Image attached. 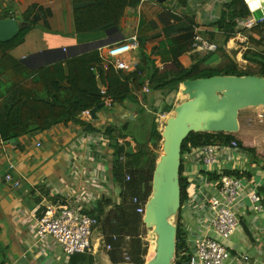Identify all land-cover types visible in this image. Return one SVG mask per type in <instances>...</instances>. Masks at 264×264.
<instances>
[{
  "label": "crops",
  "instance_id": "0c3cea01",
  "mask_svg": "<svg viewBox=\"0 0 264 264\" xmlns=\"http://www.w3.org/2000/svg\"><path fill=\"white\" fill-rule=\"evenodd\" d=\"M96 1L99 0H77L76 7ZM100 1L107 3V0ZM138 1L137 6L126 7L116 28L78 32L74 0H0V30L4 29L3 35L13 21L23 28L19 33L25 31L23 42L8 55L29 70L34 72L62 63L68 76L69 60L96 52L101 63L92 71L99 75L97 67L102 68L106 61L105 47L137 34L140 48L128 59L139 60L144 71L142 74L116 72L139 74L138 77L146 79L143 90L135 92L138 102L133 97L125 107L115 106L113 102L109 106L101 93V104L106 106L98 112L97 120L83 112L80 123H61L43 133L33 132L20 140L11 139L15 140L12 144L8 141L0 143L3 170L8 168L14 179L21 182V186L15 188L6 183L5 173L0 172V264H134L125 257L126 253L113 262L104 247L112 235L109 216L117 205H126L124 189L114 178L116 151L107 129L112 128L122 136L118 143L124 148L121 162L126 163V155L137 152V143H146L155 127L162 132L167 120L174 115L175 107L187 100L182 88L172 94L154 93L151 89L149 93L145 92L146 85L151 86L153 75H166L197 64L202 70L215 69L225 64L227 56L233 57L242 69L248 65L244 60V52L248 48L239 40L238 25L236 33L224 44L226 29L222 19L234 0ZM244 1L249 10L250 6L255 10L260 8L259 0ZM89 12L96 28L102 23L101 17H97L98 11ZM249 17H252V12ZM243 19L247 18L238 19L237 24ZM247 32L241 37L247 36ZM196 35L215 46V51L209 54L195 50L193 42ZM251 52L255 56L262 55L256 49H251ZM98 79L100 77L97 82ZM62 85L68 84L65 81ZM102 85L108 90L107 81ZM98 88L103 89L99 84ZM251 149L262 157L260 151L254 147ZM243 154L240 161L224 160L217 169L227 170L230 163L245 168V163L250 160L245 150ZM199 170L191 162L184 167V176L192 184L190 194H193V183H205L207 190V182L213 181L209 173H200ZM247 170L252 174L251 178L246 177L250 187L264 193V168L254 165L251 171ZM125 171L129 172L131 168L126 167ZM208 189L213 190L212 187ZM44 199L54 203L77 202L80 209L88 214L97 211L102 201L112 202L105 205L102 221L93 232V253L68 257L53 238L40 239L37 217L44 210ZM194 199L195 203L187 205L188 199L181 208L180 219L188 231L192 252L193 240L190 237L200 235V232L195 233L201 226L198 218L204 226L207 216L206 203L205 207L197 208L204 202L202 197L194 193ZM248 206L243 203L239 207L240 228L230 240L222 242L234 257L249 255L256 264H264V215L253 213ZM196 208L200 210L199 214ZM230 264L245 263L236 259Z\"/></svg>",
  "mask_w": 264,
  "mask_h": 264
},
{
  "label": "trees",
  "instance_id": "16d2710c",
  "mask_svg": "<svg viewBox=\"0 0 264 264\" xmlns=\"http://www.w3.org/2000/svg\"><path fill=\"white\" fill-rule=\"evenodd\" d=\"M75 15L78 32L91 30H111L119 24L126 7L137 6L138 0H107L96 1L93 3L81 4L76 7ZM102 2V3H101ZM89 10L98 11L97 17H101V24L95 28L94 18H90ZM251 12L244 0H234L232 5L225 12L222 19L226 29L225 42L237 31V20L248 18ZM248 35L247 50L244 52V60L248 66L259 67L260 77H264V23L259 24L252 29ZM25 37V31L19 33L13 40L8 42L0 41V143H5L11 139L20 140L30 136L33 132L43 133L52 126L61 123H80L83 112L93 110L102 103L101 90L98 88L97 78L100 77L102 83H108L107 96L112 99L116 105L126 106L129 100L135 97V92L143 90L145 80L138 77L137 74L126 75L122 72L117 73L114 69L106 71L105 62L99 68V75L93 72L95 65L101 63L96 52L72 58L68 61V76H66L63 64L52 65L46 69L31 71L21 63L17 62L8 55V52L21 44ZM251 49L261 52V56L252 54ZM213 52H209L212 54ZM247 66V67H248ZM217 74L203 76L206 70L201 69V65H194L190 69H178L173 73L166 75H153L151 77L150 89L154 93L167 92V94L178 93L180 86L189 80L202 79L212 76H247L253 75L243 70L233 59L227 56L226 62L222 66L214 69ZM140 76V75H139ZM107 79V80H106ZM67 82L63 86L62 82ZM137 100V97H135ZM138 102V100H137ZM88 128H91L88 126ZM107 135L111 144L115 148L114 178L124 189V199L126 205H117V209L108 218L112 235L106 241L111 244L113 250L109 254L116 262L119 256L125 251V238L129 234L139 230L143 225L144 216L137 213L138 206L133 204L135 198L139 203L146 205L152 195V184L155 167L152 165V159L156 155L154 149L160 148L163 140L162 133L155 127L149 139L144 144L137 143V152L126 155L127 161L121 162L124 156V148L118 143L122 137L112 128L107 129ZM234 140H237L232 134L225 133H192L184 142L182 148V157L191 151V148H199L206 145L228 146ZM239 143V142H238ZM153 145L154 149L150 146ZM240 148L248 153L253 161L258 165L255 150L244 148L239 143ZM183 162V161H182ZM130 167L132 180L126 182L125 168ZM235 177L251 178L252 174L248 171L226 172L223 173ZM221 175V176H220ZM209 173L213 180H219L222 174ZM190 181L184 176V166L181 167V191L182 207L188 200L187 191ZM112 202L104 200L99 203L97 211L92 212L99 225L102 221L101 216L104 213L105 205ZM182 210L179 213L178 236H177V257L175 264H187L192 256L189 246L188 231L180 222ZM117 237V240H114ZM139 238V237H138ZM135 253L134 264H145V254L142 244L133 243L130 250ZM129 255V254H128Z\"/></svg>",
  "mask_w": 264,
  "mask_h": 264
},
{
  "label": "built area",
  "instance_id": "2783aa9c",
  "mask_svg": "<svg viewBox=\"0 0 264 264\" xmlns=\"http://www.w3.org/2000/svg\"><path fill=\"white\" fill-rule=\"evenodd\" d=\"M250 10L252 14L255 12V9L251 6ZM263 23L264 17L257 20L253 15L247 19L239 20L238 37L240 42L247 45L248 36L241 37V35L247 31V33H250L254 27ZM140 45V39L135 34L125 41L105 47L107 55L104 69L106 71L114 69L115 71L139 72L142 74L144 69L143 66L141 67L139 60L128 59L140 48ZM193 45L195 50L198 51H215V46L205 42L200 35L195 36ZM145 92H150L149 85H146ZM101 93L106 98L107 104L112 106V100L106 97L107 89H101ZM84 114L90 116V112H85ZM243 151L238 140H234L228 146L206 145L199 148H191V151L184 155L186 161L184 157L182 159L184 167L187 162H191L194 166L199 167L200 173L222 174L219 180L207 182V190L206 184H201L200 181L193 183V194H190L192 184H189L190 188L188 187L187 189L189 193L187 205L196 202L194 193H197L204 201L197 208L205 207L204 203H206L205 208H207L204 226H202V222L198 218L201 226L198 230H195L197 231L195 233L200 232V235H192L190 237L193 240V252L187 264H230L236 259L241 260L245 264H256L249 255L234 257L222 242L230 240L240 228L238 210L243 203L249 205L248 207L253 213L264 215V193H261L258 188H251L245 176L235 177L223 174L235 171L244 172V167L238 168L234 163H230L231 166L227 170L217 169L224 160L240 161L241 157L244 156ZM0 172H6L3 170L1 158ZM125 177L127 182L132 180L129 172H126ZM5 181L15 188L21 186V182L15 180L11 173L5 176ZM209 187H212L213 190L210 191ZM133 204L139 205L137 213L144 216L146 205L140 204L137 198L134 199ZM43 208L42 215L37 217V233L40 239L53 238L68 257L94 252L92 236L94 230L99 226V221L95 216L85 213L80 209L79 204L74 201L54 203L51 200L44 199ZM199 211L197 209V214H199ZM114 240H117V237H114ZM104 247L108 252L113 250V246L106 244V242ZM127 259L129 260V258Z\"/></svg>",
  "mask_w": 264,
  "mask_h": 264
},
{
  "label": "water",
  "instance_id": "95a60500",
  "mask_svg": "<svg viewBox=\"0 0 264 264\" xmlns=\"http://www.w3.org/2000/svg\"><path fill=\"white\" fill-rule=\"evenodd\" d=\"M260 1V8L252 14L257 20L264 17V0ZM14 22L9 23L5 35L4 29L0 30L1 42L13 40L23 29ZM98 84L103 88L101 79ZM181 88L187 100L175 107L162 132L163 154L156 163L152 195L146 204L143 222L153 231L156 251L145 264L176 263L178 225L175 220L182 208L184 142L192 133H239L241 112L264 107V77L260 76H212L186 81ZM105 106L103 103L91 110L92 119L97 120L98 112ZM5 171L4 177L11 173L8 168Z\"/></svg>",
  "mask_w": 264,
  "mask_h": 264
},
{
  "label": "rangeland",
  "instance_id": "374dc122",
  "mask_svg": "<svg viewBox=\"0 0 264 264\" xmlns=\"http://www.w3.org/2000/svg\"><path fill=\"white\" fill-rule=\"evenodd\" d=\"M259 52V51H258ZM248 66V65H247ZM245 67L246 72H249L255 76H260L259 73V67L253 66V67ZM217 74L214 69H208L203 73V76H211ZM209 78V77H207ZM182 85L180 86V88ZM182 97V96H181ZM185 99V97L183 98ZM240 131L239 133L233 134L234 137L238 140L239 143H242L243 147L245 148H255L256 150L260 151L262 153V157H258V165L264 168V107L262 108H249L241 112L240 114ZM166 126V124H165ZM165 127L162 128V132ZM131 132L133 128L131 127ZM137 132V130H136ZM161 132V133H162ZM160 148L154 149L153 145L151 144L150 146L154 149L155 156L152 159V165L156 167V163L159 160L160 156L163 154V140L160 143ZM260 155V156H261ZM247 158H249V162L245 163V171H250L253 169V164L251 161L252 158L248 154ZM184 160L186 161L185 157ZM179 220L176 218L175 223L178 224ZM129 238H125V251H126V258H129V261L131 263H135V253L133 255L132 251L133 249L130 250V247L133 243H136V246L138 245V241L142 244L144 250L146 251L145 254V262L150 260V246L153 241H155V236L153 234V231L151 229H148L146 225L143 222V225L139 228L138 232L133 231L131 234H129ZM139 237V238H138ZM129 254V255H128Z\"/></svg>",
  "mask_w": 264,
  "mask_h": 264
},
{
  "label": "bare ground",
  "instance_id": "6f19581e",
  "mask_svg": "<svg viewBox=\"0 0 264 264\" xmlns=\"http://www.w3.org/2000/svg\"><path fill=\"white\" fill-rule=\"evenodd\" d=\"M260 4H261V1L259 0V6H260ZM155 251H156V241H153L152 244H151V246H150V256L149 257L152 258L155 255Z\"/></svg>",
  "mask_w": 264,
  "mask_h": 264
}]
</instances>
